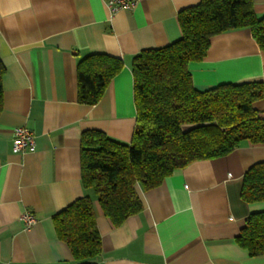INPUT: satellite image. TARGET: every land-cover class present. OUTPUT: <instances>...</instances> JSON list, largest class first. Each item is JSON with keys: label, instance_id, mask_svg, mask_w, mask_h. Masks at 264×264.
Here are the masks:
<instances>
[{"label": "crops", "instance_id": "0c3cea01", "mask_svg": "<svg viewBox=\"0 0 264 264\" xmlns=\"http://www.w3.org/2000/svg\"><path fill=\"white\" fill-rule=\"evenodd\" d=\"M200 1L141 0L113 14L106 0H0V264H77L54 216L86 194L102 235L96 264H264V254L252 256L237 241L246 218L264 211V200L241 196L248 169L264 162V143L245 140L227 155L176 169L155 188L138 185L142 210L120 225L82 183L83 132L131 142L133 59L181 38L180 11ZM252 1L264 16V0ZM92 53L119 57L124 67L88 104L78 99V64ZM188 67L201 91L264 82V50L251 28H233L214 35L207 55ZM254 105L264 118V97ZM20 126L34 132V150H14ZM27 211L37 218L31 227Z\"/></svg>", "mask_w": 264, "mask_h": 264}, {"label": "trees", "instance_id": "16d2710c", "mask_svg": "<svg viewBox=\"0 0 264 264\" xmlns=\"http://www.w3.org/2000/svg\"><path fill=\"white\" fill-rule=\"evenodd\" d=\"M182 37L171 44L142 50L132 63L137 116L130 143L100 130L81 139L82 183L95 193L114 225L142 210L137 186H159L176 169L197 160L224 156L243 141L264 143V118L255 102L264 97V82L252 79L197 89L189 70L202 60L214 35L249 27L264 50V16L252 0H201L180 11ZM124 67L116 56L92 53L78 64V99L97 103L110 81ZM0 61V113L4 106ZM243 200H264V162L246 172ZM57 234L77 264H96L102 235L91 195L77 198L54 216ZM238 243L252 256L264 254V211L250 214Z\"/></svg>", "mask_w": 264, "mask_h": 264}, {"label": "built area", "instance_id": "2783aa9c", "mask_svg": "<svg viewBox=\"0 0 264 264\" xmlns=\"http://www.w3.org/2000/svg\"><path fill=\"white\" fill-rule=\"evenodd\" d=\"M107 4L114 14L115 12L122 9H135L141 0H106ZM13 148L16 151H24L27 149H35V135L34 132L28 127L20 126L15 129V134L13 138ZM23 220L26 224V227L33 226L37 218L36 216L27 211L23 214Z\"/></svg>", "mask_w": 264, "mask_h": 264}]
</instances>
